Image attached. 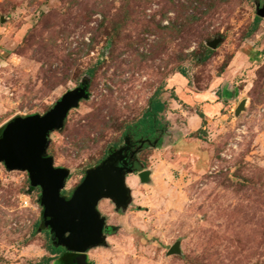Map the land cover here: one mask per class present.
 I'll return each instance as SVG.
<instances>
[{"label": "rangeland", "instance_id": "1", "mask_svg": "<svg viewBox=\"0 0 264 264\" xmlns=\"http://www.w3.org/2000/svg\"><path fill=\"white\" fill-rule=\"evenodd\" d=\"M263 7L264 0H0V129L87 88L88 99L49 138L47 155L70 173L66 198L125 146L156 91L166 103L162 145L135 159V172L148 171L149 180L126 174L127 209L99 202L112 229L86 253L87 264H264V18L252 31ZM202 92L216 93L221 106L206 112L188 100ZM200 129L201 139L192 137ZM40 194L27 173L0 164V264L58 263Z\"/></svg>", "mask_w": 264, "mask_h": 264}, {"label": "water", "instance_id": "2", "mask_svg": "<svg viewBox=\"0 0 264 264\" xmlns=\"http://www.w3.org/2000/svg\"><path fill=\"white\" fill-rule=\"evenodd\" d=\"M257 16L264 18V7L258 8ZM217 44L215 41L208 47L214 50ZM86 99L87 88L82 86L64 95L44 115L14 118L0 132V164L8 171L27 173L31 187L40 189L42 221L50 231L53 245L77 254L76 264H87L86 253L105 244L106 220L98 211L99 202L109 199L117 210L127 209L131 198L126 174H134L125 166L129 149L127 137L124 147L111 152L97 167L86 172L71 197L62 195L70 173L55 167L53 158L47 155L49 138L51 133L63 128L68 113ZM245 106L244 100L236 109V115ZM156 144L157 141L153 146ZM137 175L145 183L150 173L143 171ZM177 251L173 247L170 254Z\"/></svg>", "mask_w": 264, "mask_h": 264}, {"label": "trees", "instance_id": "3", "mask_svg": "<svg viewBox=\"0 0 264 264\" xmlns=\"http://www.w3.org/2000/svg\"><path fill=\"white\" fill-rule=\"evenodd\" d=\"M259 22L260 18L257 17L252 27L253 32L256 31ZM207 51L208 54L213 52L211 49H207ZM180 74L184 78H186V75L184 73L180 72ZM161 93L162 91L160 90L156 91L155 95L150 100L148 109L143 114V116L134 125L128 128V132L126 134L132 140L147 141L153 143L157 141L158 144L156 147L158 148L162 145L164 136V126L162 124L161 117L166 111V103L162 100ZM197 115L202 121V127H205L206 120L204 114L200 112ZM3 127L0 129V132L2 131ZM201 132H203L202 129L198 130L196 134L192 135V137L201 139L199 137V134ZM41 225L44 226L43 222ZM111 229L109 228L108 232H111ZM48 250L52 256L58 258L57 264H76V257L78 256L77 254L67 252L61 247H55L52 243L50 244ZM50 260L52 259H48L46 260V262H50Z\"/></svg>", "mask_w": 264, "mask_h": 264}, {"label": "flooded vegetation", "instance_id": "4", "mask_svg": "<svg viewBox=\"0 0 264 264\" xmlns=\"http://www.w3.org/2000/svg\"><path fill=\"white\" fill-rule=\"evenodd\" d=\"M128 142H129V149L126 152L127 158H126V167L130 168L134 171V174L137 172H135L136 169V156L138 153H140L145 147H152L154 145L153 142H147V141H135L132 140L130 137H128ZM158 144V143H157ZM157 144L153 147H156ZM132 153H134V155L132 156ZM120 166H123L122 163L119 164ZM109 230V227H105V233H107Z\"/></svg>", "mask_w": 264, "mask_h": 264}, {"label": "crops", "instance_id": "5", "mask_svg": "<svg viewBox=\"0 0 264 264\" xmlns=\"http://www.w3.org/2000/svg\"><path fill=\"white\" fill-rule=\"evenodd\" d=\"M212 95L213 97L209 96L208 92L192 93L188 100L194 104L201 105L202 108H205L206 112H210L214 108L212 106L213 103L215 104L216 108L221 106V103L218 102L215 97L216 93H213Z\"/></svg>", "mask_w": 264, "mask_h": 264}]
</instances>
